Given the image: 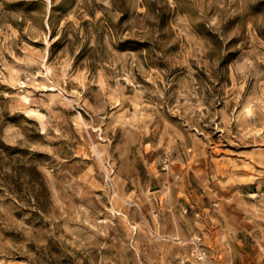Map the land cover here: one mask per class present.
Listing matches in <instances>:
<instances>
[{
  "label": "rangeland",
  "instance_id": "obj_1",
  "mask_svg": "<svg viewBox=\"0 0 264 264\" xmlns=\"http://www.w3.org/2000/svg\"><path fill=\"white\" fill-rule=\"evenodd\" d=\"M0 264H264V0H0Z\"/></svg>",
  "mask_w": 264,
  "mask_h": 264
}]
</instances>
